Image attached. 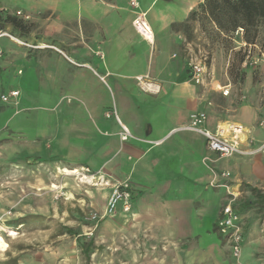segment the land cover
I'll return each instance as SVG.
<instances>
[{
    "label": "crops",
    "instance_id": "0c3cea01",
    "mask_svg": "<svg viewBox=\"0 0 264 264\" xmlns=\"http://www.w3.org/2000/svg\"><path fill=\"white\" fill-rule=\"evenodd\" d=\"M136 1L137 6L131 0H0L1 12L17 20L0 30L9 34L0 37V74L27 75L44 93L41 115L28 126L0 129V165L11 161L64 173L88 168L112 183L131 182V211L119 206L89 240L94 264H264V238L248 210L251 189L264 187V149L219 158L203 135L178 130L193 113L205 112L206 129L230 135L231 127H241L242 148L258 149L264 142V107L247 92L245 101L235 95L218 49L211 65L209 55L207 61L217 79L205 85L192 80L187 33L195 22L192 12L205 0ZM140 12L150 38L133 25ZM237 36L244 46L243 35ZM247 52L245 66L251 49ZM138 75H149L160 91L141 89ZM222 87H229V95ZM19 92L7 102L18 105ZM55 93L58 102L47 104ZM64 102L67 107L58 111ZM122 126L133 136L121 140ZM46 178L35 187L48 186ZM90 185L75 182L66 190L68 182L59 183L62 215L82 219L103 213L111 186ZM37 194L36 200H20L31 203L30 214H51V193ZM229 202L242 226L239 257L218 228ZM7 208L0 201V214ZM15 216L24 218L23 211ZM0 264L19 262L0 259Z\"/></svg>",
    "mask_w": 264,
    "mask_h": 264
},
{
    "label": "rangeland",
    "instance_id": "374dc122",
    "mask_svg": "<svg viewBox=\"0 0 264 264\" xmlns=\"http://www.w3.org/2000/svg\"><path fill=\"white\" fill-rule=\"evenodd\" d=\"M194 21L192 30L187 33V42L191 46L188 50L189 53L187 51V56L200 55L201 50L202 53L209 55V65H211V56L218 49L226 69L229 70V78L233 82V86L237 88L235 95L240 101H245L249 97L247 94H249L255 98V101L257 100L258 107H264V28L260 30L254 40L256 45L252 43V47H249L251 44L240 46L241 43L237 41L236 31L221 32L215 23L204 14L199 13ZM188 43H186L185 48ZM246 48L247 50L250 48L251 53L248 64L245 66L243 61L248 55ZM207 51L211 53L209 54ZM214 73L212 72L210 82L217 79ZM27 79V75L20 77L18 75L0 74V129L8 126L7 131L11 132L17 126H28L35 115H41L39 112L42 110V104H44V93L37 91L36 86L30 84ZM12 88H19L21 91L18 105L15 106L12 101L2 102L1 100V95L8 94ZM54 95L50 101H47V104L58 102V93ZM71 100L72 98L68 99V101ZM67 104L68 102H64L62 105L59 103L58 111L66 108ZM34 126H36L35 123ZM38 126H42V124ZM121 133L122 131L119 133V137L123 140ZM36 170L29 164L14 165L11 161L0 165V201L8 207L4 214H0V225L16 233L15 236H10L7 230L0 231V235L6 244L5 250L7 249L0 251V259L18 261L19 264H31L37 261L40 264H94V249L89 246V250L86 252L85 248L88 247L89 240L95 236L102 220L95 226L97 219H94L93 215H101V211H93L84 215L82 219H75V217H71V214L65 217L60 212L59 198L61 197L57 198L58 193H60L59 189H61L60 182H68L66 190L72 189L70 185L75 186V182L81 187H90V183L87 179L72 173H64L56 168H51L49 171ZM224 173L228 176L227 172ZM44 175H47L46 180L49 185L37 189L35 185L41 180L43 182ZM226 187L229 192H235L234 190L232 192L230 185H226ZM47 192L51 193L53 206L51 214H30L29 211L31 210L26 206L31 205V203L20 200L21 197L36 200L33 197H38L37 193ZM251 192L253 197L250 198L251 203L248 210L252 211L251 214L255 216V222L260 227L258 231L264 238V187L252 188ZM235 195L231 194L230 197L233 199L236 197ZM22 207L25 208L22 209ZM20 209L24 215V218L21 219L15 216ZM63 209L65 208L62 207ZM75 230H80V232ZM63 247L67 252L61 251ZM262 260H264V255Z\"/></svg>",
    "mask_w": 264,
    "mask_h": 264
},
{
    "label": "built area",
    "instance_id": "2783aa9c",
    "mask_svg": "<svg viewBox=\"0 0 264 264\" xmlns=\"http://www.w3.org/2000/svg\"><path fill=\"white\" fill-rule=\"evenodd\" d=\"M131 5L137 6L138 3L136 0H131ZM133 25L138 32L142 35L149 37L152 35L151 27L149 26L146 20V14L140 12L137 14L133 21ZM244 29L240 28L236 31V34L243 35ZM9 35L4 31H0V37ZM244 46L248 44L243 43ZM251 46V45H249ZM200 55H189L188 66L191 70L192 80L198 84H207L212 78V72L208 68V56L206 53H202L200 50ZM138 85L146 92L149 93H158L160 91V85L153 81L149 75H138L136 77ZM224 95H229V87L221 88ZM19 90L13 89L10 90L8 94H2L1 100L7 102L11 97H18ZM207 120V114L205 112L193 113L190 116V120L187 124L182 125L178 130H187L194 131L203 135L207 140L208 148L211 152H214L218 155L219 158L232 157L234 155H251L260 150L264 149V142L260 145L258 149H244L242 148V129L241 127H231L232 134L228 135L224 129H218L217 131H210L204 127V123ZM264 124V122H263ZM123 130L121 133L122 139H128L132 136L131 132L126 126H122ZM249 142H252L250 140ZM209 157H205V160ZM77 170L75 175L80 176L83 179H87L88 182L96 186H111V192L107 199V203L104 209V212L101 215H93L94 219H97V223L106 216L114 214L118 207L121 206L125 212H129L132 209V200H133V186L129 180L116 181L112 183L109 179L104 178L102 175L95 176L89 172L88 168L82 169H73ZM72 171V170H71ZM223 176H226V173H223ZM230 195L234 193L229 192ZM219 231L227 237L231 242L233 249V254L236 257H239L242 252V226L240 224V216L234 210L232 202L227 203L222 210V217L219 222Z\"/></svg>",
    "mask_w": 264,
    "mask_h": 264
},
{
    "label": "trees",
    "instance_id": "16d2710c",
    "mask_svg": "<svg viewBox=\"0 0 264 264\" xmlns=\"http://www.w3.org/2000/svg\"><path fill=\"white\" fill-rule=\"evenodd\" d=\"M199 13L208 17L223 33L244 29L243 40L246 44H254L260 30L264 28V0H205L190 18L195 19ZM16 23V17L4 15L0 11V30ZM88 248H85L86 252Z\"/></svg>",
    "mask_w": 264,
    "mask_h": 264
},
{
    "label": "bare ground",
    "instance_id": "6f19581e",
    "mask_svg": "<svg viewBox=\"0 0 264 264\" xmlns=\"http://www.w3.org/2000/svg\"><path fill=\"white\" fill-rule=\"evenodd\" d=\"M63 171L67 172L68 174H70V173L75 174L77 170H72L71 171V170H68V169H64ZM3 230L4 231L7 230L10 236H15V234H16L15 231L9 230V229L3 227L2 225H0V231H3ZM5 248H6L5 241L0 235V251L5 250Z\"/></svg>",
    "mask_w": 264,
    "mask_h": 264
}]
</instances>
